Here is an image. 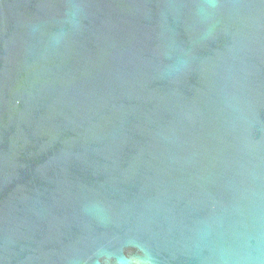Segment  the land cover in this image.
<instances>
[{"label":"water","instance_id":"1","mask_svg":"<svg viewBox=\"0 0 264 264\" xmlns=\"http://www.w3.org/2000/svg\"><path fill=\"white\" fill-rule=\"evenodd\" d=\"M0 264H264V0H0Z\"/></svg>","mask_w":264,"mask_h":264}]
</instances>
